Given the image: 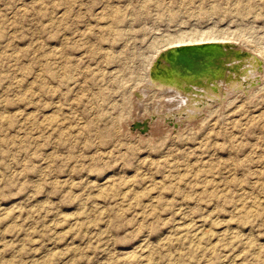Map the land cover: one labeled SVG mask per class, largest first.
Returning <instances> with one entry per match:
<instances>
[{"label":"rangeland","instance_id":"1","mask_svg":"<svg viewBox=\"0 0 264 264\" xmlns=\"http://www.w3.org/2000/svg\"><path fill=\"white\" fill-rule=\"evenodd\" d=\"M211 39L255 81L190 119L150 67ZM0 264H264V0H0Z\"/></svg>","mask_w":264,"mask_h":264},{"label":"bare ground","instance_id":"2","mask_svg":"<svg viewBox=\"0 0 264 264\" xmlns=\"http://www.w3.org/2000/svg\"><path fill=\"white\" fill-rule=\"evenodd\" d=\"M199 40L173 45L160 52L150 67L149 82L145 86L158 89L173 101L177 98V113L190 119L207 105L222 102L230 91L247 92L251 88V78L255 76L253 72L258 69L256 58L241 51L239 45L223 41L217 43L212 39V42L203 43H215L220 48L206 50L204 54L195 53L197 55L193 57L188 55L178 61L175 58L173 61H177V65L166 60L168 50L174 52L179 46L199 45L202 43ZM156 68L159 75L153 71Z\"/></svg>","mask_w":264,"mask_h":264},{"label":"water","instance_id":"3","mask_svg":"<svg viewBox=\"0 0 264 264\" xmlns=\"http://www.w3.org/2000/svg\"><path fill=\"white\" fill-rule=\"evenodd\" d=\"M178 49L175 50L174 52H172V50H168L167 51V56H166V60L170 63H172V65H177V61L179 59H186L187 56H195L198 54H204V52L206 50L209 49H216V48H220V45H217L215 43H201L199 45H183V46H179L177 47ZM207 52V51H206ZM177 58V61H173V59ZM157 66L159 67V65L157 64ZM152 71V69H151ZM153 71H156L157 75H159L158 71L159 69H154ZM255 77H253V79L251 80V83L249 84L252 87L253 82ZM140 125H143V123H140L138 121H133L132 123H130V127L131 128H137V127H141ZM145 130V124L140 128V131H144Z\"/></svg>","mask_w":264,"mask_h":264}]
</instances>
